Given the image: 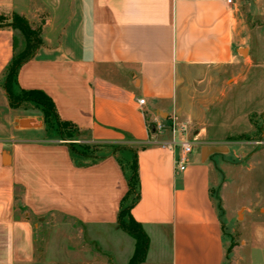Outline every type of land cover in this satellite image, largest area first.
Returning <instances> with one entry per match:
<instances>
[{
	"label": "crops",
	"instance_id": "1",
	"mask_svg": "<svg viewBox=\"0 0 264 264\" xmlns=\"http://www.w3.org/2000/svg\"><path fill=\"white\" fill-rule=\"evenodd\" d=\"M239 1L0 0V17L17 14L41 30L42 46L20 69L19 87L47 94L60 120L77 127L78 143L105 152L74 156L67 142L48 137L40 110L11 109L4 77L25 42L1 28L0 264H122L118 239L103 243L122 231L118 215L135 160L140 199L131 215L150 239L143 264H225L229 257L247 264L240 255L247 245L237 260L236 250L226 252L214 163L202 157L233 136H211L194 110L263 66ZM173 117L196 140L185 171L176 168L181 148L171 145L173 135L156 130ZM134 250L135 241L131 249L121 244L124 264Z\"/></svg>",
	"mask_w": 264,
	"mask_h": 264
},
{
	"label": "rangeland",
	"instance_id": "2",
	"mask_svg": "<svg viewBox=\"0 0 264 264\" xmlns=\"http://www.w3.org/2000/svg\"><path fill=\"white\" fill-rule=\"evenodd\" d=\"M238 9L241 21L252 30L256 41L252 53L256 62H263V66L243 75V81L238 86L226 87L224 93L218 89L210 93L212 97L206 103L209 108L201 105L200 111L198 106L194 110L199 118L204 115L207 119L206 128L211 136H233L223 146L226 148L223 153L209 158L214 163L212 191L224 229L226 252L233 254L236 250L237 260L238 251L245 244L247 246L242 248L240 255L243 254L246 263L264 264V0H240ZM20 38L23 40L22 36ZM229 103L232 106L229 112H225ZM253 111L260 113L251 115L247 120L244 114ZM48 137L57 138V135L51 133ZM66 142L75 143L78 153H105H100L97 147L83 149L78 143V135ZM135 196L136 192L125 204L126 207ZM39 236L47 237L44 234ZM104 240V247L116 240L115 258L124 264L128 255L121 251V244H124L125 250L131 249L133 239L119 231L117 238L113 232L112 238L107 236ZM230 262L229 257L225 264Z\"/></svg>",
	"mask_w": 264,
	"mask_h": 264
},
{
	"label": "trees",
	"instance_id": "3",
	"mask_svg": "<svg viewBox=\"0 0 264 264\" xmlns=\"http://www.w3.org/2000/svg\"><path fill=\"white\" fill-rule=\"evenodd\" d=\"M11 28L13 31L23 37L25 48L22 52L16 53L6 69L3 89L7 95L11 109H37L43 114L46 132L50 135L55 133L57 138L51 137L59 141H69L78 135V129L75 125L60 120L54 102L52 99L40 90H23L18 85V73L22 66L32 60L38 50L42 46L41 30L33 29L26 19L14 14L9 20L6 17H0V29ZM232 139L229 138L228 141ZM68 143V142H67ZM71 153L75 156L90 158L92 155L88 153H78L76 151L75 143H68ZM86 150L90 148L89 145H81ZM136 189V190H135ZM136 196L134 201L126 207L130 197ZM140 199L139 182H138V166L137 161H134L132 167V176L129 181V189L122 200L120 212L118 215L119 228L128 234L135 241L134 254L129 264H143L146 261L147 254L150 247V239L146 234L143 226L138 223L131 215V210ZM231 254V251L228 252Z\"/></svg>",
	"mask_w": 264,
	"mask_h": 264
},
{
	"label": "built area",
	"instance_id": "4",
	"mask_svg": "<svg viewBox=\"0 0 264 264\" xmlns=\"http://www.w3.org/2000/svg\"><path fill=\"white\" fill-rule=\"evenodd\" d=\"M225 2L228 6L232 7L235 5L236 0H225ZM139 104L144 105L145 101L141 100L139 101ZM156 130L161 133L169 131L173 135V141L171 142V145L180 146L181 148V155L176 162V168L178 171H185L196 143L195 139L191 140L187 136L189 133V126L186 123L181 122L178 117H173L169 126L156 124ZM177 135L180 136L181 139H179ZM163 146L165 147L167 145L164 144Z\"/></svg>",
	"mask_w": 264,
	"mask_h": 264
},
{
	"label": "water",
	"instance_id": "5",
	"mask_svg": "<svg viewBox=\"0 0 264 264\" xmlns=\"http://www.w3.org/2000/svg\"><path fill=\"white\" fill-rule=\"evenodd\" d=\"M224 150H226L225 147H206L202 151V157L204 160H206L210 156L223 153Z\"/></svg>",
	"mask_w": 264,
	"mask_h": 264
}]
</instances>
